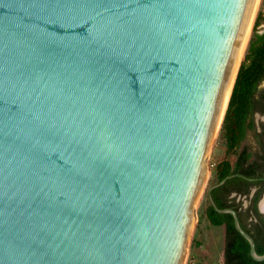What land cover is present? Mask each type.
Instances as JSON below:
<instances>
[{
	"label": "water",
	"instance_id": "water-1",
	"mask_svg": "<svg viewBox=\"0 0 264 264\" xmlns=\"http://www.w3.org/2000/svg\"><path fill=\"white\" fill-rule=\"evenodd\" d=\"M256 1L0 0V264L184 263Z\"/></svg>",
	"mask_w": 264,
	"mask_h": 264
},
{
	"label": "flooded vegetation",
	"instance_id": "flooded-vegetation-1",
	"mask_svg": "<svg viewBox=\"0 0 264 264\" xmlns=\"http://www.w3.org/2000/svg\"><path fill=\"white\" fill-rule=\"evenodd\" d=\"M257 19L258 23L255 25L256 29H254L250 41L256 39L257 45L260 48L254 52L256 61H252L251 57L245 60L247 66L252 65L254 62L256 67L255 74L250 75L252 79L251 90L249 95L242 101L240 114H234L232 110L226 113L229 101L224 114L227 149L233 150L239 143L233 162H225L228 167V174L224 177L226 178L225 182L228 179H232L228 181L223 188L215 191L216 198L224 200L227 203V207L219 209H232L236 213L240 227L246 233L248 232L241 224H244V226L249 228L253 233H257L259 230L264 231V28L259 29L264 27V13L262 11L258 12ZM250 41L243 56V60L249 53ZM237 166L240 167V172L234 171ZM221 180H216L211 186L217 184ZM217 186L212 187L210 190L209 187V191H207L209 204H212L215 209L216 205L211 191ZM230 214L232 215L235 226V218L232 213ZM209 222L211 223L210 220ZM220 225L224 228L222 260L225 263L224 250L226 247L227 228L224 223ZM248 234L251 236L250 233Z\"/></svg>",
	"mask_w": 264,
	"mask_h": 264
},
{
	"label": "rangeland",
	"instance_id": "rangeland-1",
	"mask_svg": "<svg viewBox=\"0 0 264 264\" xmlns=\"http://www.w3.org/2000/svg\"><path fill=\"white\" fill-rule=\"evenodd\" d=\"M259 11L264 13L263 0H260L258 3L257 11L250 28L243 54H245L248 43L253 36L254 29H256L254 25ZM262 28L264 27L259 29ZM243 56L241 62L243 60ZM225 139V117L223 115L219 129L217 130L212 145L206 156L207 176L205 179V186L199 201L194 208L195 223L188 241L183 264H217L223 257L224 228L222 225H212L206 217V210L209 205V199L207 195L208 188L217 180L215 176V170L221 161L224 163L226 161L232 163L239 147V143L237 142L238 144L235 149L228 150Z\"/></svg>",
	"mask_w": 264,
	"mask_h": 264
},
{
	"label": "trees",
	"instance_id": "trees-1",
	"mask_svg": "<svg viewBox=\"0 0 264 264\" xmlns=\"http://www.w3.org/2000/svg\"><path fill=\"white\" fill-rule=\"evenodd\" d=\"M257 23L258 19L256 17L255 25ZM258 48L260 47L257 45L256 39L250 41L249 53L240 64L230 95L229 106L226 113H229L231 110L234 114L241 113L240 111L242 101L249 95L252 87V79L250 78V75H254L256 70L254 62L252 65L247 66L245 60L251 57L252 61H256L254 52L255 50H258ZM250 51L252 54L250 53ZM234 171L240 172V167L237 166ZM227 174L228 167L226 166V163L221 161L216 169V178L219 181L223 179ZM231 179H228L224 184L217 186L211 191V195L217 208H225L227 207V203L224 200L217 199L215 196V191L223 188ZM206 215L212 224L220 225L224 223L226 225V247L224 250L225 264H264V260L257 261L251 257L249 242L243 237L241 233H239V231L236 230L232 215L230 213H220L212 204H209L206 210ZM241 226L254 238L256 244V252L258 254H263L264 231L259 230V232L253 233L249 228L244 226V224H241Z\"/></svg>",
	"mask_w": 264,
	"mask_h": 264
},
{
	"label": "bare ground",
	"instance_id": "bare-ground-1",
	"mask_svg": "<svg viewBox=\"0 0 264 264\" xmlns=\"http://www.w3.org/2000/svg\"><path fill=\"white\" fill-rule=\"evenodd\" d=\"M259 1H260V0H257V1H256L255 7H254V10H253V14H252V17H251V20H250V24H249V27H248V31H247V36H246V39H245V45H246V42H247V38H248V35H249V32H250V28H251V25H252V22H253L254 16H255L256 11H257V6H258ZM245 45H244V47H243V51H242V53H241V55H240V58H242V56H243V53H244V50H245ZM239 60H240V59H239ZM234 74H235V72H234ZM230 90H231V87H230V89H229V91H228V93H227L226 101H225V104H224V107H223V111H222L221 117H220V119H219V124H218V126H220L221 120H222V118H223V115H224V112H225V108H226V106H227L228 99H229V96H230ZM211 145H212V144H211ZM210 147H211V146H210ZM204 186H205V182H204V184H203V188H204ZM203 188H202V190H201V193H200V195H199V198H200V196H201V194H202ZM199 198H198L197 202L199 201ZM197 202L195 203L194 208H195V206L197 205ZM194 223H195V215L193 216V219H192V222H191L189 239H190V236H191V233H192V230H193ZM188 241H189V240H188Z\"/></svg>",
	"mask_w": 264,
	"mask_h": 264
},
{
	"label": "built area",
	"instance_id": "built-area-1",
	"mask_svg": "<svg viewBox=\"0 0 264 264\" xmlns=\"http://www.w3.org/2000/svg\"><path fill=\"white\" fill-rule=\"evenodd\" d=\"M217 264H225L224 261L221 259Z\"/></svg>",
	"mask_w": 264,
	"mask_h": 264
}]
</instances>
